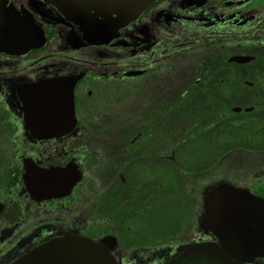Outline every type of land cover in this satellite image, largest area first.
<instances>
[{
    "label": "flooded vegetation",
    "instance_id": "af4514ba",
    "mask_svg": "<svg viewBox=\"0 0 264 264\" xmlns=\"http://www.w3.org/2000/svg\"><path fill=\"white\" fill-rule=\"evenodd\" d=\"M252 2L158 0L108 44L76 47L69 28L49 24L55 48L46 51L48 32L40 50L0 53V264L66 236L112 238L117 264L222 247L210 188L228 182L264 198V156L239 141L254 109L234 104L255 89L248 74L264 56V6ZM239 56L255 59L230 62ZM66 77H80L75 122L40 137L27 87Z\"/></svg>",
    "mask_w": 264,
    "mask_h": 264
},
{
    "label": "water",
    "instance_id": "95a60500",
    "mask_svg": "<svg viewBox=\"0 0 264 264\" xmlns=\"http://www.w3.org/2000/svg\"><path fill=\"white\" fill-rule=\"evenodd\" d=\"M158 0H30V9H18L14 0H0V53L25 56L47 45L44 22L70 29L76 47L101 46L137 20ZM255 58L234 57L246 64ZM80 77L50 79L27 87L28 123L38 136L64 134L75 122L74 87ZM248 108L246 111L251 112ZM241 112V108L234 109ZM207 218L222 243L193 244L176 249L165 264H251L264 259V198L222 182L209 190ZM112 238L97 243L66 236L52 241L19 264H117Z\"/></svg>",
    "mask_w": 264,
    "mask_h": 264
},
{
    "label": "trees",
    "instance_id": "16d2710c",
    "mask_svg": "<svg viewBox=\"0 0 264 264\" xmlns=\"http://www.w3.org/2000/svg\"><path fill=\"white\" fill-rule=\"evenodd\" d=\"M255 70L248 74V80L255 83V89L246 95L245 102L234 104L245 105L253 108V113L248 115V120L241 123L245 135L239 136V141L253 145L251 152L264 156V56H257L254 62Z\"/></svg>",
    "mask_w": 264,
    "mask_h": 264
},
{
    "label": "rangeland",
    "instance_id": "374dc122",
    "mask_svg": "<svg viewBox=\"0 0 264 264\" xmlns=\"http://www.w3.org/2000/svg\"><path fill=\"white\" fill-rule=\"evenodd\" d=\"M29 1H30V0H29ZM14 2H16V3H18V2L26 3L27 0H14ZM251 5H253V6H257V7L264 6V0H253V2H252ZM16 6H17V5H16ZM18 9H19V8H18ZM45 25H46V27H47L48 29L53 30V31L50 32L51 35L49 36V45H48V47H47L48 49L46 50V51L48 52L49 50L55 48V46H56V44H57V42H58V35H57V34H54L55 29L51 26L52 24L49 25V24L46 23ZM46 51H45L44 53H46Z\"/></svg>",
    "mask_w": 264,
    "mask_h": 264
}]
</instances>
